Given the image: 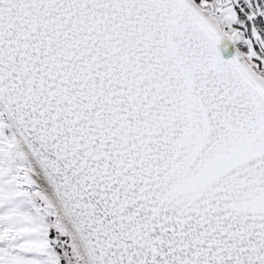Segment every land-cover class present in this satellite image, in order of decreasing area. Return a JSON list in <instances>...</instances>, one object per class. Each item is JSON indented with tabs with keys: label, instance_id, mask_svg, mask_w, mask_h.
Listing matches in <instances>:
<instances>
[{
	"label": "snow or ice",
	"instance_id": "obj_1",
	"mask_svg": "<svg viewBox=\"0 0 264 264\" xmlns=\"http://www.w3.org/2000/svg\"><path fill=\"white\" fill-rule=\"evenodd\" d=\"M0 264H264V0H0Z\"/></svg>",
	"mask_w": 264,
	"mask_h": 264
}]
</instances>
